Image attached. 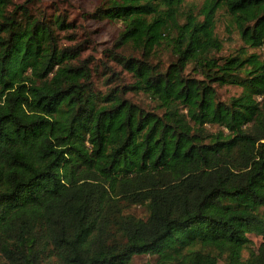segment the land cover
Returning <instances> with one entry per match:
<instances>
[{
  "label": "trees",
  "instance_id": "obj_1",
  "mask_svg": "<svg viewBox=\"0 0 264 264\" xmlns=\"http://www.w3.org/2000/svg\"><path fill=\"white\" fill-rule=\"evenodd\" d=\"M16 1L0 0L5 264H264V0H101L83 17L120 22L109 57L133 80L104 64V93L92 57L59 47L66 15ZM220 12L242 43L223 57ZM130 41L139 58L116 53Z\"/></svg>",
  "mask_w": 264,
  "mask_h": 264
},
{
  "label": "rangeland",
  "instance_id": "obj_2",
  "mask_svg": "<svg viewBox=\"0 0 264 264\" xmlns=\"http://www.w3.org/2000/svg\"><path fill=\"white\" fill-rule=\"evenodd\" d=\"M25 0H17V3H22ZM101 0H31L30 9L33 14L38 12H46V16L51 17L57 14L56 9L62 14L66 15L68 22H71L72 28L67 30H57V41L60 48H72L77 45L81 46L80 57L85 59L92 57L90 68H95L96 71H92L95 90L98 93H104L110 87L109 84H105L104 80L107 76V68L114 70L118 73L122 83L130 84L133 82L131 75L124 70L116 61L109 57V51L113 48L118 35L121 31L120 22H107V21H93L88 18H84V13H90L94 7ZM202 0H194L196 5H199ZM216 35L222 42V51L218 54V57L227 56L229 53H233L236 49L242 46L237 31L230 25V18L223 12L217 14L216 18ZM256 52L258 51H249ZM119 55L133 56L139 58L138 48L134 42L130 41L122 48L116 51ZM157 59H160L161 63L165 64L170 58L168 52L162 50L158 54ZM106 65V67L104 66ZM186 73L191 74V68H188ZM218 95L220 100H228L231 97H237L240 95L241 90L234 86H224L218 88ZM129 97L133 101L149 102V99L140 95L133 96L128 93ZM213 131H218V128H213ZM254 249L259 245L260 239H253ZM247 253L245 254V257ZM0 264H5L4 260L0 258ZM132 264H156L154 258L148 256L133 258Z\"/></svg>",
  "mask_w": 264,
  "mask_h": 264
}]
</instances>
